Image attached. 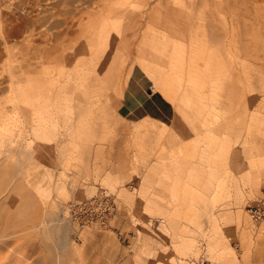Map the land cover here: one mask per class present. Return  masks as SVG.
I'll list each match as a JSON object with an SVG mask.
<instances>
[{
  "label": "rangeland",
  "instance_id": "rangeland-1",
  "mask_svg": "<svg viewBox=\"0 0 264 264\" xmlns=\"http://www.w3.org/2000/svg\"><path fill=\"white\" fill-rule=\"evenodd\" d=\"M21 3L0 0L2 263L264 264L247 212L264 206V0ZM149 91L167 125L126 116ZM99 195L108 227L64 218Z\"/></svg>",
  "mask_w": 264,
  "mask_h": 264
},
{
  "label": "built area",
  "instance_id": "built-area-1",
  "mask_svg": "<svg viewBox=\"0 0 264 264\" xmlns=\"http://www.w3.org/2000/svg\"><path fill=\"white\" fill-rule=\"evenodd\" d=\"M46 1L22 0V3L18 6V12L32 16L40 15L46 11L44 9L48 5ZM247 212L254 222L264 221L263 205L250 206ZM62 213L67 220L75 223L80 228L92 225L106 228L115 216L116 204L110 196L99 195L83 201L68 202L62 206ZM120 237L119 235L118 238Z\"/></svg>",
  "mask_w": 264,
  "mask_h": 264
},
{
  "label": "crops",
  "instance_id": "crops-1",
  "mask_svg": "<svg viewBox=\"0 0 264 264\" xmlns=\"http://www.w3.org/2000/svg\"><path fill=\"white\" fill-rule=\"evenodd\" d=\"M123 107L126 116L134 121L149 117L167 125L172 118L171 105L154 91L148 92L145 97L139 96L138 99L130 100Z\"/></svg>",
  "mask_w": 264,
  "mask_h": 264
},
{
  "label": "bare ground",
  "instance_id": "bare-ground-1",
  "mask_svg": "<svg viewBox=\"0 0 264 264\" xmlns=\"http://www.w3.org/2000/svg\"><path fill=\"white\" fill-rule=\"evenodd\" d=\"M117 206H118V205H117ZM117 215H118V214H117ZM249 217H250V216H249ZM64 218H65V217H64ZM63 220H64V219H63ZM263 222H264V221H263ZM260 223H261V222H260ZM74 224H75V223H74ZM75 225H76V224H75ZM89 227H90V226H89ZM91 227H92V226H91ZM83 228H84V227H83ZM83 228H82V229H83ZM86 228H87V227H86ZM86 228H85V229H86ZM90 229H91V228H90ZM102 229H103V228H102ZM80 230H81V229H80ZM32 247H34V244H32ZM11 257H13V260L15 259V263H16V264L19 263V262H21V259H20L19 257L15 258L14 255H12ZM9 259H10L9 257H5V258H4V257H3V258L1 257V258H0V264H3V263H2V260H9Z\"/></svg>",
  "mask_w": 264,
  "mask_h": 264
},
{
  "label": "water",
  "instance_id": "water-1",
  "mask_svg": "<svg viewBox=\"0 0 264 264\" xmlns=\"http://www.w3.org/2000/svg\"><path fill=\"white\" fill-rule=\"evenodd\" d=\"M150 92V91H149Z\"/></svg>",
  "mask_w": 264,
  "mask_h": 264
}]
</instances>
